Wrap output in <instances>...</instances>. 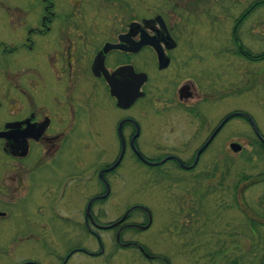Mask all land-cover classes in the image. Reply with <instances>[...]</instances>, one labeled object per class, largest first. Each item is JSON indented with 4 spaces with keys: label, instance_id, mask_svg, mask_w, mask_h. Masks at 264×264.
<instances>
[{
    "label": "flooded vegetation",
    "instance_id": "1",
    "mask_svg": "<svg viewBox=\"0 0 264 264\" xmlns=\"http://www.w3.org/2000/svg\"><path fill=\"white\" fill-rule=\"evenodd\" d=\"M202 2L209 3L192 0L188 11ZM151 4L149 0H24L22 5L0 0V245L69 243L74 246L67 247L63 257L50 252L51 260L46 262L68 264L75 253L101 256L104 246L100 232L110 230L118 247H134L150 261L170 264L165 257L149 254L136 241L120 238L126 228L149 229L143 227L146 223L127 222L129 208L120 215L128 212L118 224L120 217L100 219V207L114 195L111 176L129 152L151 168L168 162L176 171L192 175L193 180L198 168L205 174L202 178H211L216 174L211 171L214 166H225L227 148L236 142H229L225 130L232 117L218 126L230 113L246 111L227 109V64H220L218 72V64L207 69L204 64L192 63L195 52L190 41L179 38L186 30L169 25L163 14L153 13L163 2ZM154 4L156 8H152ZM245 12L236 20L233 33ZM167 36L172 39L169 44H174L171 48ZM141 40L157 42L168 64L158 63L154 44L145 43L132 51ZM147 49L154 52L155 64L131 61L135 55L145 56ZM177 49L180 54L173 60L172 52ZM120 66H132L134 72L146 75L139 90L142 95L122 109L107 82ZM137 102L145 105L144 113H139L142 119L131 113ZM233 117L244 119L251 128L244 114ZM156 123L166 132H176L173 145L157 140L151 129ZM136 125L137 136L132 142ZM119 126L124 153L116 167L107 169L118 153L115 160L104 165L98 163L99 155L88 161L84 154L91 147L84 134H114L120 153ZM127 131V136L123 135ZM144 131L152 138L145 146L170 150L156 157L144 155L140 150ZM253 133V143L264 150V142ZM131 142L147 161L156 163L172 157L145 164ZM106 143L99 140L93 147L106 149ZM90 169L92 174L84 178ZM86 180L96 182L98 189L89 192L84 187ZM253 182H264V174ZM243 205L239 202L238 207ZM138 209L147 217L144 206ZM85 230L96 242L95 251L76 247ZM7 255L6 264H46L31 257L16 262L13 252ZM0 264H5L4 260Z\"/></svg>",
    "mask_w": 264,
    "mask_h": 264
},
{
    "label": "rangeland",
    "instance_id": "2",
    "mask_svg": "<svg viewBox=\"0 0 264 264\" xmlns=\"http://www.w3.org/2000/svg\"><path fill=\"white\" fill-rule=\"evenodd\" d=\"M9 1L24 4V0ZM207 1L208 4L202 2L190 12L187 7L192 0H158L164 5L156 8L154 4L152 8H156L153 13L163 14L169 25L186 30V35L179 38L190 41L195 52L192 53V63L204 64L207 69L218 64V72L220 64H227V109L229 112L239 109L249 113L264 138V60L254 62L239 55L234 42V37L238 38L237 43L253 55L264 52V0ZM149 2L152 6L151 3L157 0ZM254 2L257 3L254 5ZM194 11L196 13L191 15ZM242 12H245L242 21L233 33ZM178 54L179 49L173 51L172 59L176 60ZM143 55H135L131 61L140 65L143 60L155 64L153 51L147 49ZM143 110L144 103L137 102L131 113L136 119H142L139 113L143 114ZM116 111L119 118V111ZM151 129L161 143L174 144L176 132H166L158 123ZM225 130L229 142L239 143L241 151L238 153L227 148L225 166H214L211 171L216 174L211 178H202L205 174L198 168L195 170L197 179L193 180L192 175L176 171L168 162L156 169L151 168L127 152L115 174L110 175L114 195L100 207V219L118 220L127 208L144 206L152 216L149 229L126 228L120 238L136 241L149 254L165 257L170 264H259L260 257L264 256V182L255 183L253 178L264 174V150L253 143L255 135L244 119L230 118ZM128 131L123 135L127 136ZM142 134L140 150L144 155L156 157L159 152L170 150L145 146L152 138L145 131ZM84 137L91 147L84 154L88 161L97 155L100 165L115 160L119 141L114 134L86 133ZM99 140L102 144L107 142L108 148L95 149L93 146ZM109 146H112L111 151ZM92 171L86 170L84 178L87 179ZM84 187L89 192L98 189L92 180L90 183L86 180ZM238 198L244 203L241 209ZM145 214L141 209H132L127 222L145 224ZM100 235L104 246L101 256L87 257L75 253L68 259V264H165L144 258L134 247H118L114 231L102 230ZM90 237L85 230L81 243L75 246L95 251L96 242ZM70 245H0V262L4 260L6 264L7 254L13 252L16 262L31 257L36 262L46 263L51 260L50 252L63 257L64 250L74 246Z\"/></svg>",
    "mask_w": 264,
    "mask_h": 264
},
{
    "label": "water",
    "instance_id": "3",
    "mask_svg": "<svg viewBox=\"0 0 264 264\" xmlns=\"http://www.w3.org/2000/svg\"><path fill=\"white\" fill-rule=\"evenodd\" d=\"M168 35V34H167ZM166 43L169 45L168 47H173V43L170 45L169 43L172 41V39L169 38V36L165 37ZM145 43H149V45L154 44L155 45V51L157 53V61L159 64H168L169 60L167 59V57L164 55V52L162 50H160V47L158 45L157 42H153L152 40H148V42L146 40L144 41H140L135 43V45L132 47V51H137L138 49H140V47L145 44ZM116 47L118 45H115ZM144 79H146V75L142 72H134L132 66H120V68L118 67L116 70H114L112 72L111 75H109L108 77V84H110V94L114 95L117 99V101L115 102L117 104L118 107L122 108H127L129 107L131 104H133V101L136 100L137 98H139L142 93L139 91L140 87L142 86V83L144 81ZM239 114H244L246 118H248L250 124H251V128L256 132L257 136L259 138L262 139V141L264 142V138L261 137V134L258 130V128H256V124L254 122V120L246 113H241V112H234V113H230L228 116L223 118V121L221 122V124L218 126L220 127L225 121L227 122L228 118L233 117V116H237ZM214 129L215 131L213 132L212 136L217 132V129ZM137 131H138V126L136 125V131L134 132V136L132 138V142L134 140V138L137 136ZM117 134L120 136L121 139V150L120 153H118V157L115 161L114 164H111L107 169H112L115 168L116 165L120 162L121 158H122V153H124V139L123 136L121 135V130H120V126H119V130L117 132ZM212 136L210 138H212ZM210 138L207 139V142L210 140ZM131 142V145L134 148L135 154L138 155L140 157V159H142L145 164H158L161 162L166 161L167 158L172 157V156H168L166 157V159H162L161 161L158 162H150L145 160V158L140 155L139 151L134 147L133 143ZM207 144V143H206ZM230 149L233 151H238L241 147V145L237 142H231L230 143ZM134 206H132L133 208ZM131 208V209H132ZM130 209V210H131ZM129 212V210H128ZM125 213L123 216L120 217V219L118 220L117 224L121 221H123L125 218V215L128 214ZM150 212L148 211L147 217H148V224H145L143 227H148L149 224L151 223V216L149 214Z\"/></svg>",
    "mask_w": 264,
    "mask_h": 264
},
{
    "label": "trees",
    "instance_id": "4",
    "mask_svg": "<svg viewBox=\"0 0 264 264\" xmlns=\"http://www.w3.org/2000/svg\"><path fill=\"white\" fill-rule=\"evenodd\" d=\"M257 3V2H256ZM255 3V4H256ZM234 42L236 43V47H237V53L245 58H249L251 60H253L254 62L257 61V60H264V52H261V53H258V54H252L249 50L243 48V46H241L240 44L237 43V40H235L234 38ZM240 47H239V46ZM261 259L259 260V264H264V256L262 255L260 257ZM232 264V263H231Z\"/></svg>",
    "mask_w": 264,
    "mask_h": 264
}]
</instances>
